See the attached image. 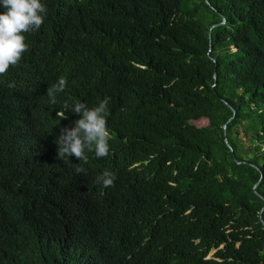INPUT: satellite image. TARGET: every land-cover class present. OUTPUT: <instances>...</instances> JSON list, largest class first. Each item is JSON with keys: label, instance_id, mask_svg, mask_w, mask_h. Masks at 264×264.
Listing matches in <instances>:
<instances>
[{"label": "trees", "instance_id": "1", "mask_svg": "<svg viewBox=\"0 0 264 264\" xmlns=\"http://www.w3.org/2000/svg\"><path fill=\"white\" fill-rule=\"evenodd\" d=\"M41 2L0 75V264H264V0ZM106 97L109 155L57 159Z\"/></svg>", "mask_w": 264, "mask_h": 264}, {"label": "clouds", "instance_id": "2", "mask_svg": "<svg viewBox=\"0 0 264 264\" xmlns=\"http://www.w3.org/2000/svg\"><path fill=\"white\" fill-rule=\"evenodd\" d=\"M0 7L4 9L0 14V75H6L10 67L19 65L23 54L29 50L26 34L38 31L45 20L47 7L41 0H0ZM8 87L14 88V83ZM67 87V80L60 77L57 82L48 86L46 95L51 104L57 103L56 97ZM109 98H104L97 106L89 108L83 102H75L71 106V113L78 115L71 127L60 128L56 137L57 159L63 161L75 157L85 164L88 162L87 153H94L96 158H105L110 153L109 139L111 132L107 127ZM67 110V102L63 104ZM62 119L67 117L61 113ZM77 165V164H76ZM77 174H87L81 166L75 167ZM116 176L105 170L97 176L94 183L103 187H113Z\"/></svg>", "mask_w": 264, "mask_h": 264}, {"label": "rangeland", "instance_id": "3", "mask_svg": "<svg viewBox=\"0 0 264 264\" xmlns=\"http://www.w3.org/2000/svg\"><path fill=\"white\" fill-rule=\"evenodd\" d=\"M207 123H208L207 120H199V121L194 122V124L198 127L205 126L207 125ZM215 251L216 250H212L208 257H211L215 253Z\"/></svg>", "mask_w": 264, "mask_h": 264}, {"label": "water", "instance_id": "4", "mask_svg": "<svg viewBox=\"0 0 264 264\" xmlns=\"http://www.w3.org/2000/svg\"><path fill=\"white\" fill-rule=\"evenodd\" d=\"M205 2L207 3V4H209V2H208V0H205ZM213 27H215V25L214 26H212L211 27V29L213 28ZM209 39L211 40V37H210V35H209ZM228 147L231 149V147H230V145L228 144ZM264 209V208H263ZM264 224V223H263Z\"/></svg>", "mask_w": 264, "mask_h": 264}]
</instances>
